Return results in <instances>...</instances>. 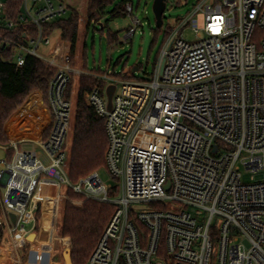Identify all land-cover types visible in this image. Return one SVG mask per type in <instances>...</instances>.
I'll return each instance as SVG.
<instances>
[{"label": "built area", "instance_id": "obj_1", "mask_svg": "<svg viewBox=\"0 0 264 264\" xmlns=\"http://www.w3.org/2000/svg\"><path fill=\"white\" fill-rule=\"evenodd\" d=\"M8 2L0 0V29L29 24L38 32L28 46L16 45L17 62L29 54L57 69L48 98L51 130L40 152L23 150L21 141L0 145L13 152L0 160V207L15 263L38 264L29 261L34 245L21 233L39 188L53 181L85 202L115 207L87 264H264V0H200L168 34L148 80L85 71L103 84L88 102L105 120V167L116 186L100 171L73 183L67 171L66 90L81 72L71 65L66 44L51 58L38 50L51 45L53 35L45 37L44 27L67 17L68 1L23 0L17 21L6 18ZM124 13L135 26L128 42L143 24L133 16V3ZM199 13L204 37L194 19ZM190 24L195 43L183 37ZM243 170L263 179L244 182Z\"/></svg>", "mask_w": 264, "mask_h": 264}, {"label": "trees", "instance_id": "obj_2", "mask_svg": "<svg viewBox=\"0 0 264 264\" xmlns=\"http://www.w3.org/2000/svg\"><path fill=\"white\" fill-rule=\"evenodd\" d=\"M115 0H89L87 5V18L89 26L92 22L101 24L107 6ZM124 0L114 11L113 17L126 15ZM23 0H9L6 18L17 21ZM61 32V40L71 45V65L75 61V53L79 41V17L71 8L69 16L44 27V36L50 37L55 32ZM0 145L10 143L6 133V126L12 116L23 107L31 94L41 92L44 103L49 106L50 82L55 77L57 69L39 60L33 55H26L24 63L17 62V44L28 46L30 39H37V28L29 24H18L13 30L0 29ZM110 43L118 41L116 35L109 37ZM85 69L88 67L85 63ZM101 74L97 70L93 71ZM103 73V72H102ZM66 90V99L71 97L70 87ZM102 87L97 78L84 76L81 78L77 98L76 114L73 124V141L69 150L67 171L73 183L94 173L101 171L106 165V152L108 149V136L105 120L98 115L94 107L87 101L88 95L96 88ZM35 98H32L33 102ZM52 117V115H51ZM18 115L14 118L16 120ZM52 124V123H51ZM51 125L45 130L43 138L50 133ZM12 151L7 157L11 159ZM73 199L81 198L69 191ZM115 207L93 200L86 201L81 208H77L69 201L62 206V223L60 235L70 241L73 264H87L92 253L102 238L113 214ZM41 217V211L37 219Z\"/></svg>", "mask_w": 264, "mask_h": 264}, {"label": "rangeland", "instance_id": "obj_3", "mask_svg": "<svg viewBox=\"0 0 264 264\" xmlns=\"http://www.w3.org/2000/svg\"><path fill=\"white\" fill-rule=\"evenodd\" d=\"M71 5V8L77 13L79 17V41L75 53V61L73 68L81 72L80 75H72L71 85L69 87L71 97L67 99L71 103V121L70 129L66 139V150L72 147L73 141V124L76 114L77 98L80 89L81 78L84 76H89L86 71L85 63L88 67V71H101L103 73L110 72V74L115 73L120 80H148L155 72L158 60L162 49L168 42L169 33L171 30H176L179 24L183 21L188 20L194 12L195 6L200 0H166L167 9L164 14V25L162 28L157 27L156 17L153 11L154 0H129V2L134 5L133 16L137 17L143 24V27L137 28V32L128 42L125 40V36L130 29L135 28L131 16L120 15L113 17L114 11L120 6L124 0H115L113 3L109 4L105 10V15L102 18L101 24L104 26V31H102L101 25L96 22H92L89 26L87 18V5L89 0H67ZM69 16V14L67 15ZM198 22V29L200 35H203V28L205 26L204 15L199 13L194 17ZM183 37L190 43H195L198 41L196 32L194 31L192 25L186 26L183 31ZM116 35L118 41L114 44L110 43V36ZM51 45L49 47L41 46L38 53L45 56L46 58H51L54 49L58 44L67 45L68 52H71L70 43H63L61 40V32L57 31L53 34L50 39ZM133 68H138L139 71L132 74ZM39 92V91H38ZM43 95V94H42ZM88 101V99H87ZM49 108V106H48ZM39 150V147H37ZM6 157L5 151L0 148V160ZM243 181L247 183H252L254 181H261L263 175H252L250 173H245ZM102 180L112 186H116L117 183L112 179L106 167L100 171ZM51 182V181H50ZM49 182H44L43 186ZM52 183V182H51ZM0 194H3V190L0 189ZM40 199L46 200L45 212L43 226L40 235L27 234L25 240L29 236H35L33 243V250L29 255V261L31 263H36L39 255H44L45 264H50L51 253H52V242L56 237L58 240L55 241V252L54 260L59 264H66L64 260V251L67 247L66 240H64L60 235L61 223H62V206L65 201H69L77 208H81L85 201L82 198H71L67 187L62 188V200L60 201L59 218L57 221V235L55 236V222L57 218V207L59 200L58 187L55 194L46 195L41 190L35 202L33 203V208L36 207V202ZM82 204V206H80ZM32 208V209H33ZM37 220V230L40 233L42 216ZM32 226V215L29 212L24 220V234L26 230H29ZM54 235V236H53ZM55 237V238H54ZM2 239H6L1 234ZM41 238L45 239V244L43 249H39L37 243H41ZM20 242H23L21 239ZM42 245V244H41ZM28 248L20 251V256L25 259L27 256ZM16 254V253H15ZM17 257V255H16Z\"/></svg>", "mask_w": 264, "mask_h": 264}, {"label": "crops", "instance_id": "obj_4", "mask_svg": "<svg viewBox=\"0 0 264 264\" xmlns=\"http://www.w3.org/2000/svg\"><path fill=\"white\" fill-rule=\"evenodd\" d=\"M70 5V4H69ZM71 7V5H70ZM32 98H35L33 102H31ZM18 115V118L14 120V118ZM52 123V117L51 112L49 108L44 103V98L41 92H35L30 95L26 103L23 105L22 108H20L10 119L9 123L6 126V133L8 135V139L10 142L12 141H21V148L23 150H33L38 151L37 147H39V142L43 140V135L45 130L51 125ZM5 151V150H4ZM5 155H7V152L5 151ZM46 182V181H45ZM48 184L41 185L39 188V191L37 193V196L39 195L40 191L42 190L46 195L55 194L57 187H58V193H59V200H58V207H57V218L55 222V229L54 233L55 236L57 235V221L59 218V210H60V201L62 200V187L58 186L53 181H47ZM44 183V182H43ZM36 196V198H37ZM35 198V199H36ZM35 202V200H34ZM33 202V203H34ZM45 206H46V200L40 199L36 202V207L30 210V213L32 215V226L29 230H26V234H34V235H40L41 229L43 226V220H44V212H45ZM41 211L42 216V222H41V228L40 233L38 234L37 228V214ZM2 210L0 207V264H16L14 261V258L16 254L14 251H12L11 244L9 239H2L1 234L6 231V227L2 225ZM54 236V235H53ZM55 238V237H54ZM58 240L56 237L53 239L52 242V253H51V263L57 264L58 262H55L54 260V252H55V241ZM45 239L41 238V243H37L39 249L44 248ZM42 244V245H41Z\"/></svg>", "mask_w": 264, "mask_h": 264}, {"label": "water", "instance_id": "obj_5", "mask_svg": "<svg viewBox=\"0 0 264 264\" xmlns=\"http://www.w3.org/2000/svg\"><path fill=\"white\" fill-rule=\"evenodd\" d=\"M167 9V3L166 0H154L153 4V11L156 17V23L158 28H162L164 25V14ZM139 71L138 68H133L131 71L132 74H135ZM115 92V86H110L107 89V95H108V107L111 109L112 106V98ZM13 223L16 222V216L10 215ZM72 250L71 248H66L64 251V260L66 264H73L72 263V256H71Z\"/></svg>", "mask_w": 264, "mask_h": 264}, {"label": "bare ground", "instance_id": "obj_6", "mask_svg": "<svg viewBox=\"0 0 264 264\" xmlns=\"http://www.w3.org/2000/svg\"><path fill=\"white\" fill-rule=\"evenodd\" d=\"M34 239H35V236H34V235H33V236H29V237L27 238V241H29V242H34ZM36 263H38V264H45L44 255H43V254H40V255H39V258H38V260H37ZM65 263H66V262H65Z\"/></svg>", "mask_w": 264, "mask_h": 264}]
</instances>
